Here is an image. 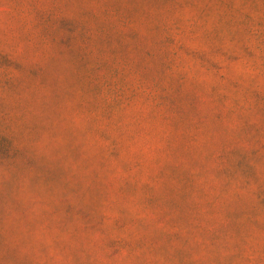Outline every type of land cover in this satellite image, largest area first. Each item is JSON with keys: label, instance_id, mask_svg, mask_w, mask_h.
Listing matches in <instances>:
<instances>
[{"label": "rangeland", "instance_id": "374dc122", "mask_svg": "<svg viewBox=\"0 0 264 264\" xmlns=\"http://www.w3.org/2000/svg\"><path fill=\"white\" fill-rule=\"evenodd\" d=\"M0 264H264V0H0Z\"/></svg>", "mask_w": 264, "mask_h": 264}]
</instances>
